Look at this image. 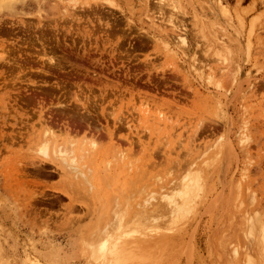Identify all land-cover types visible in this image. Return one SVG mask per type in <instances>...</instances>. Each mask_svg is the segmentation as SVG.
I'll list each match as a JSON object with an SVG mask.
<instances>
[{
	"label": "rangeland",
	"instance_id": "1",
	"mask_svg": "<svg viewBox=\"0 0 264 264\" xmlns=\"http://www.w3.org/2000/svg\"><path fill=\"white\" fill-rule=\"evenodd\" d=\"M262 228L264 0H0V264H264Z\"/></svg>",
	"mask_w": 264,
	"mask_h": 264
},
{
	"label": "bare ground",
	"instance_id": "2",
	"mask_svg": "<svg viewBox=\"0 0 264 264\" xmlns=\"http://www.w3.org/2000/svg\"><path fill=\"white\" fill-rule=\"evenodd\" d=\"M7 2V1H6ZM182 39H185L184 37L182 38ZM41 55V54H40ZM49 60H50V58H48ZM47 59V60H48ZM51 60H52V58H51ZM49 63H50V61H49ZM57 63V62H56ZM53 64V63H52ZM24 70V69H23ZM93 144V143H92ZM91 144V145H92ZM94 145V144H93ZM197 172H200V171H196L195 170V177H193L194 175H189V180H187V181H185V182H181L180 184H178V185H176L175 187V192H172L171 194H165L164 196H166V197H164V198H166L165 199V201L167 202V204L169 205L170 204V206H171V210H169V211H171V213H173V215H176V213H181V211L183 212H185V210L187 209H189L188 208V206H189V204H191L190 202L193 200L192 198H193V196L195 195V194H197V188L199 189V187L198 186H200V184H198V182L202 179V176H201V178H198L197 176H199V175H197V174H200V173H197ZM192 173V172H191ZM189 174V173H188ZM186 176H187V174H186ZM196 177H197V179H199V180H197V182H196ZM187 178V177H186ZM186 178H184V180L186 179ZM184 180H182V181H184ZM178 183V182H177ZM203 186V185H202ZM173 188H174V186H173ZM202 188V187H201ZM167 189V188H166ZM204 189V188H203ZM195 191H196V193H195ZM169 193V192H168ZM163 197V196H162ZM160 205V204H159ZM194 205V204H193ZM161 207V206H160ZM157 209V208H156ZM154 210V209H153ZM160 211V210H159ZM154 212V213H153ZM152 212V217H151V215H150V213L148 214V213H146V215H145V220L146 221H149L151 218L152 219H154V223H155V225H156V223L159 221L158 220V218H160V217H157V215H159L158 213H157V215H156V212H155V210ZM172 215V216H173ZM183 215V214H182ZM176 216H178V214L176 215ZM175 216V217H176ZM180 216V215H179ZM151 217V218H150ZM150 218V219H149ZM149 219V220H148ZM144 220V219H143ZM156 220V221H155ZM176 220V219H175ZM151 222V221H150ZM149 222V223H150ZM152 222V223H153ZM153 223V224H154ZM141 224V223H140ZM149 225V224H148ZM263 229V228H262ZM263 231H264V229H263ZM263 231H261V232H263ZM117 244L115 243V247H112V248H110L109 250H108V252H110V254L112 255V256H114V258L116 257V260H114V262L113 261H110V264H119V263H123V261H121V260H123L124 259V256L122 257V255L124 254L125 255V251H127V250H125V251H122V250H120L119 251V249L117 248V246H116ZM119 251V252H118ZM122 252V253H121ZM124 252V253H123ZM128 252V251H127ZM131 253V252H130ZM122 254V255H121ZM131 254H134L133 252L131 253ZM94 255L95 256H100V252L98 251V247H97V249H95L94 250ZM126 255H128V253H126ZM137 255V254H136ZM98 256V257H99ZM132 257L133 256H131V260H133L132 259ZM137 258H140L141 256H136ZM113 258V257H112ZM126 258H128V256H126ZM129 260H130V258H129ZM139 260V259H138ZM138 260H135V261H138ZM121 261V262H120ZM127 259H126V263H127ZM140 262L141 261H143V258L142 259H140L139 260ZM139 261L137 262V263H139ZM125 262H124V264H125ZM134 262V261H133ZM135 263V262H134ZM128 264H131V263H128Z\"/></svg>",
	"mask_w": 264,
	"mask_h": 264
}]
</instances>
